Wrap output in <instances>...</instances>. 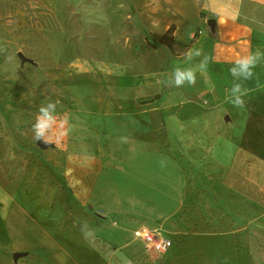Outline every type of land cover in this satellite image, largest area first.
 Returning <instances> with one entry per match:
<instances>
[{
	"label": "rangeland",
	"instance_id": "rangeland-1",
	"mask_svg": "<svg viewBox=\"0 0 264 264\" xmlns=\"http://www.w3.org/2000/svg\"><path fill=\"white\" fill-rule=\"evenodd\" d=\"M206 5L0 0V264H264V119L236 132L202 57L183 58L223 51ZM175 67H192L196 84L168 86ZM256 72L244 108L264 118ZM115 75L140 82L119 89ZM48 102L67 123L42 149L31 127ZM141 149L170 154L186 177L183 205L157 226L113 201ZM141 229L153 242L135 238Z\"/></svg>",
	"mask_w": 264,
	"mask_h": 264
},
{
	"label": "crops",
	"instance_id": "crops-1",
	"mask_svg": "<svg viewBox=\"0 0 264 264\" xmlns=\"http://www.w3.org/2000/svg\"><path fill=\"white\" fill-rule=\"evenodd\" d=\"M206 10L212 15L218 41L223 47L222 52L214 54L216 60L208 64L210 81L214 84V92L211 94L217 99H223L225 89L232 84L229 68L233 62L257 50L264 52V0H207ZM227 44H233L234 53L229 54ZM257 69L259 71L255 72L264 77V61ZM112 81L116 88L121 89L137 85L140 78L115 75ZM244 86L247 87L245 83ZM259 88L264 90V82L260 83ZM261 102L260 107L264 109V97ZM226 108L233 112L232 123L238 133L248 130L250 122L258 125L264 119L258 114L250 116L246 108L239 110L232 104ZM239 117L243 118L244 125L238 123ZM229 119L228 123H231ZM228 151L237 153L233 149ZM185 194L186 177L180 163L164 151L141 149L130 154L122 163L114 182L113 201L123 212L124 209L132 212L139 227L157 226L179 211ZM132 243L134 239L131 237L124 244Z\"/></svg>",
	"mask_w": 264,
	"mask_h": 264
},
{
	"label": "clouds",
	"instance_id": "clouds-1",
	"mask_svg": "<svg viewBox=\"0 0 264 264\" xmlns=\"http://www.w3.org/2000/svg\"><path fill=\"white\" fill-rule=\"evenodd\" d=\"M202 57L199 68H207L209 57L204 55L203 49L192 47L184 54V62L187 64L195 58ZM264 61V52L257 50L248 55H243L237 58L229 68V73L232 77L231 87L225 89V101L238 109L246 106V97L249 95V89L244 86V81L253 79L257 66ZM196 71L192 67H175L171 76L167 81L170 87H183L186 84L194 86L196 84ZM57 105L55 102H48L46 105H41L38 109V114L35 122L32 124L31 130L33 139L51 143L49 139L53 134L59 135L65 128L66 120L58 121L56 115ZM126 142V137L121 138ZM163 164V162H161ZM81 232L88 236L91 233L87 221L81 224Z\"/></svg>",
	"mask_w": 264,
	"mask_h": 264
},
{
	"label": "built area",
	"instance_id": "built-area-1",
	"mask_svg": "<svg viewBox=\"0 0 264 264\" xmlns=\"http://www.w3.org/2000/svg\"><path fill=\"white\" fill-rule=\"evenodd\" d=\"M135 238H139L146 243H151L153 242L154 236H151L146 229H141L140 231L135 232Z\"/></svg>",
	"mask_w": 264,
	"mask_h": 264
},
{
	"label": "water",
	"instance_id": "water-1",
	"mask_svg": "<svg viewBox=\"0 0 264 264\" xmlns=\"http://www.w3.org/2000/svg\"><path fill=\"white\" fill-rule=\"evenodd\" d=\"M214 21H211L210 24H213ZM19 59L21 60L22 63L27 62L28 60L21 54H18ZM230 121L228 116H224V122L228 123ZM37 146L42 148V149H46L49 145L44 143L43 141H37Z\"/></svg>",
	"mask_w": 264,
	"mask_h": 264
}]
</instances>
